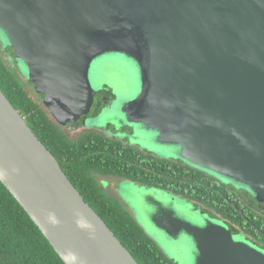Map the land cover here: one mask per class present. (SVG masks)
<instances>
[{
	"label": "water",
	"instance_id": "water-1",
	"mask_svg": "<svg viewBox=\"0 0 264 264\" xmlns=\"http://www.w3.org/2000/svg\"><path fill=\"white\" fill-rule=\"evenodd\" d=\"M0 39L62 129L92 122L101 59L133 62L124 119L264 207V0H0ZM0 181L64 264H138L1 88ZM159 216L149 220L166 236L191 239L193 264H264L207 215Z\"/></svg>",
	"mask_w": 264,
	"mask_h": 264
},
{
	"label": "trees",
	"instance_id": "trees-1",
	"mask_svg": "<svg viewBox=\"0 0 264 264\" xmlns=\"http://www.w3.org/2000/svg\"><path fill=\"white\" fill-rule=\"evenodd\" d=\"M0 52L8 58L10 53L14 56L8 47L5 52L2 49ZM0 88L56 157L85 201L138 264L178 263L162 251L124 203L111 195L97 176L115 177L121 182L128 181L180 197L201 213L225 224L233 234L244 235L264 251V211L248 191L219 181L214 175L182 160L160 158L103 132L91 130L71 140L42 104L43 96L36 94L34 86L23 78L20 65L11 63L1 53ZM101 112L102 108L96 105L91 116L96 118ZM0 264H64L1 181Z\"/></svg>",
	"mask_w": 264,
	"mask_h": 264
},
{
	"label": "rangeland",
	"instance_id": "rangeland-1",
	"mask_svg": "<svg viewBox=\"0 0 264 264\" xmlns=\"http://www.w3.org/2000/svg\"><path fill=\"white\" fill-rule=\"evenodd\" d=\"M1 40V39H0ZM2 49H11L6 43L0 46ZM1 55L12 61L9 58ZM14 57V56H12ZM23 72V71H22ZM93 84L96 88H110L116 96L117 101L111 110H108L101 120L95 125L104 130L114 131L117 139L125 141L131 146L138 147L142 151H148L160 158L178 159L189 164V158L183 149L177 146L168 145L157 134L137 125L133 126L127 119L116 121L122 117L121 107L133 99L139 88L137 69L133 62L122 56H106L95 66L93 73ZM23 78L25 73L23 72ZM124 118V117H123ZM127 124V125H126ZM97 128V129H98ZM98 129V130H100ZM130 129V130H129ZM134 129V133H127ZM97 131V130H96ZM71 140L78 139L81 135L89 132L85 130L78 134L66 131ZM102 132V131H99ZM103 133H105L103 131ZM109 133H106L107 136ZM112 137V136H109ZM115 138V137H112ZM98 181L103 183L111 195L120 199L126 208L134 215L145 232L158 244L162 251L178 264H193L196 258L194 245L185 234L179 235L176 239L166 236L159 227L148 220L153 214L160 212V218L166 212L174 213L180 220L190 224L203 223V217L199 210L188 201L176 197L168 192L158 189L142 187L131 182H121L115 177L97 176ZM115 181H118L116 183ZM151 215V216H150Z\"/></svg>",
	"mask_w": 264,
	"mask_h": 264
},
{
	"label": "flooded vegetation",
	"instance_id": "flooded-vegetation-1",
	"mask_svg": "<svg viewBox=\"0 0 264 264\" xmlns=\"http://www.w3.org/2000/svg\"><path fill=\"white\" fill-rule=\"evenodd\" d=\"M2 48L3 47H1V49ZM2 50L5 52L4 49H2ZM5 54H7V53H5ZM110 90H111L110 88L108 89L107 87H103V88H100V91L97 93L96 98H95L94 106L92 108V111H91L90 115L88 116V118L90 119V121H92L88 127L87 126L85 127V126L82 125L83 122H84V120H85V118L82 117L79 121H77V123H76L77 127L76 128H75V125L72 123V124L68 125V128H66L65 131H70L72 134H75V133L78 134L79 133V135H81V133L83 131H85V130H88V131H91V130L96 131L97 130V131H102V132L104 131L105 133H109L108 134L109 136H112V137H115V138L118 137L117 135H115V132L114 131L104 130L103 128L100 129V128H98V126L95 125V122L97 120H101L104 117L105 113L108 110H111L114 107V105H115V103L117 101V98H116V96H114L113 92L110 93V94L108 93ZM96 105H97L98 108H102V112H101V114L98 117L95 118V117H92L91 114H92L94 108L96 107ZM121 120H124L123 116L121 118H119V119H116V121H121ZM131 125H133V124H131ZM133 126H136V125H133ZM97 128L100 129V130H98ZM126 132L127 133L132 132V134H131V136H132L133 133H134V129H131V131H126ZM219 181H225V180L219 179ZM259 208L262 209V211H264V207L263 206H259ZM199 213L201 214V216L202 215H205V214L201 213L200 211H199ZM219 223H222V222H219ZM233 235L238 240H242V241L249 242L250 244H252V245L255 246V244H253L252 241L250 239H247L244 235H235V234H233Z\"/></svg>",
	"mask_w": 264,
	"mask_h": 264
},
{
	"label": "bare ground",
	"instance_id": "bare-ground-1",
	"mask_svg": "<svg viewBox=\"0 0 264 264\" xmlns=\"http://www.w3.org/2000/svg\"><path fill=\"white\" fill-rule=\"evenodd\" d=\"M25 79V78H24ZM26 80V79H25ZM27 81V80H26Z\"/></svg>",
	"mask_w": 264,
	"mask_h": 264
}]
</instances>
